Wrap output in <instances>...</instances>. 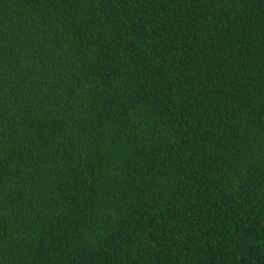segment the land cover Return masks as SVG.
<instances>
[{"label": "trees", "instance_id": "trees-1", "mask_svg": "<svg viewBox=\"0 0 264 264\" xmlns=\"http://www.w3.org/2000/svg\"><path fill=\"white\" fill-rule=\"evenodd\" d=\"M0 264H264V0H0Z\"/></svg>", "mask_w": 264, "mask_h": 264}]
</instances>
